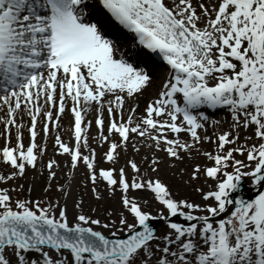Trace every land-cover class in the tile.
Segmentation results:
<instances>
[{
    "label": "snow or ice",
    "instance_id": "obj_1",
    "mask_svg": "<svg viewBox=\"0 0 264 264\" xmlns=\"http://www.w3.org/2000/svg\"><path fill=\"white\" fill-rule=\"evenodd\" d=\"M0 264H264V0H0Z\"/></svg>",
    "mask_w": 264,
    "mask_h": 264
},
{
    "label": "rangeland",
    "instance_id": "obj_2",
    "mask_svg": "<svg viewBox=\"0 0 264 264\" xmlns=\"http://www.w3.org/2000/svg\"><path fill=\"white\" fill-rule=\"evenodd\" d=\"M50 146H51V142L49 144V147ZM51 155H52L51 152H48L45 159H47V156H51ZM57 159L61 160L60 157H57ZM135 159L139 160V157H136ZM189 163H191V162L185 161L183 164H178V167H184L186 169V171L184 173V179H187V166ZM103 166H106V165H103ZM81 172H83V169H81L80 171H78L75 174V178L77 181H80L83 179ZM174 173H175V170L168 169L166 167V165H164V164L161 165V169H160L161 178L164 179L165 182L169 184L171 191L173 192V194L177 198L188 197V198H191V199L198 201L199 197H198V194L194 193L193 185H195L197 183L201 184L202 180L198 181V182H192L189 185H185L183 183V181L178 176H176ZM57 176L59 178L60 183L65 182L66 176H65L64 172L58 171ZM244 181H245V184L247 187L252 185L248 178H245ZM19 183H23L25 185V189H27V187H29V186L33 187V192L31 193L32 198H34V199L35 198H44V194L42 192V187L45 185V181H44L43 177L38 176V175L34 176V173L30 170L26 173V177L22 181H20ZM77 193L83 194V185L82 184L79 187L74 188L73 199L78 198ZM250 193H253V192H250ZM20 195L22 197L26 198L29 194L25 190V191L21 192ZM49 195L55 196L56 194L53 192V193H50ZM140 195L149 200V204L147 206L142 205V207H144V210L149 211L154 217H157L158 212L160 210V206L158 205V203L154 202L151 199V196L149 194L141 193ZM83 198L85 200V204L83 205L85 211H88L90 207H96L100 211H103L104 208H116L117 207L115 200H104L101 202H96L91 197L90 194L84 195ZM72 211H73L72 199H70L69 200V217H70V219H71ZM172 222L185 223L183 221L182 217H174ZM165 230H166V223L163 224L156 232L159 234L161 232H164Z\"/></svg>",
    "mask_w": 264,
    "mask_h": 264
},
{
    "label": "bare ground",
    "instance_id": "obj_3",
    "mask_svg": "<svg viewBox=\"0 0 264 264\" xmlns=\"http://www.w3.org/2000/svg\"><path fill=\"white\" fill-rule=\"evenodd\" d=\"M160 74H161V70L156 71V72L153 73L154 76H159ZM209 114H210V116H211L212 119H221L225 115V113L223 111H217L215 113L210 112ZM60 123H61V127H63L65 129V132L64 133H61V135L64 136L65 139H67V135H66L67 128H68L67 117H65ZM223 127L226 128L227 125L224 124ZM210 131H211V129H210ZM204 147L205 148H208L210 146L209 145H205ZM129 154L132 155L131 152ZM134 158H136V157H134ZM60 159L63 160L64 158H61L60 157ZM195 161L196 162H203V158L197 157ZM201 186H203V183L202 182H201ZM250 190L256 191V190H258V188L251 187Z\"/></svg>",
    "mask_w": 264,
    "mask_h": 264
}]
</instances>
